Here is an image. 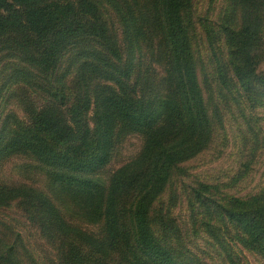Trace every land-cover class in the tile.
Returning <instances> with one entry per match:
<instances>
[{
    "label": "trees",
    "instance_id": "1",
    "mask_svg": "<svg viewBox=\"0 0 264 264\" xmlns=\"http://www.w3.org/2000/svg\"><path fill=\"white\" fill-rule=\"evenodd\" d=\"M202 25L225 47L206 74L211 83L199 78L193 0H0V95L21 97L24 112L0 122V166L27 156L49 184L47 193L0 183V207L18 201L57 245L61 264H205L182 248L176 222L156 206L212 145L217 99L230 96L245 123L247 110L264 107V0H223ZM130 133L142 136L139 153L103 182L99 174ZM251 162L231 182L200 180L187 193L211 237L231 226L238 244L264 259V186L221 194ZM15 244L0 232V264H21Z\"/></svg>",
    "mask_w": 264,
    "mask_h": 264
},
{
    "label": "rangeland",
    "instance_id": "2",
    "mask_svg": "<svg viewBox=\"0 0 264 264\" xmlns=\"http://www.w3.org/2000/svg\"><path fill=\"white\" fill-rule=\"evenodd\" d=\"M222 5L223 0H193L196 27L194 52L199 78L204 80L208 77V83L209 80L211 83V77L207 75L213 70L215 54L222 56L225 47L219 40L216 43L211 41L205 34L202 23L207 18L213 20L217 18ZM102 13L109 26L118 31L119 26L110 7H102ZM260 67L264 68V60ZM1 76L0 72V84ZM31 97L39 100L37 94H31ZM20 98L10 97L8 91L0 95V122L7 112L24 117ZM216 102L221 122L214 124L212 145L195 160L186 164L189 170L186 178L174 177L156 207L176 222L179 229L178 243L182 248L188 249L205 264H233L232 260L241 264H264V259L260 255L238 244L231 226H219L217 239L211 237L203 225L202 208L193 206L191 196L187 193L189 190L187 184H195L200 180L214 184L221 181L231 182L230 178L237 174L242 168V162L247 159L253 161L247 169V175L241 180L237 179L228 188H223L224 192L221 194L245 196L258 192L264 186V107L258 106L254 110H247L251 115L245 123L239 113L242 107L230 96L226 99L219 98ZM248 125L251 130L248 129ZM142 144L140 134L126 135L117 143L111 160L98 177L107 183L114 170L139 153ZM0 183L27 185L49 192L48 179L40 165L24 155H15L1 164ZM66 215L82 228L94 232L99 230L97 225L73 219L68 211ZM155 216L158 217L157 213ZM0 230L6 241L16 242L15 247L21 264H61L57 245L51 244L43 237L38 227L28 218L26 211L19 206L18 201L0 207Z\"/></svg>",
    "mask_w": 264,
    "mask_h": 264
}]
</instances>
